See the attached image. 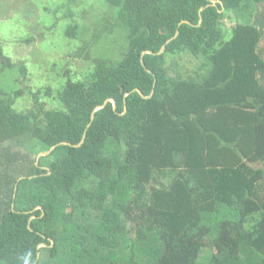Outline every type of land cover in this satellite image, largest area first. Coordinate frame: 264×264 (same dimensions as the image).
<instances>
[{"label":"trees","instance_id":"trees-1","mask_svg":"<svg viewBox=\"0 0 264 264\" xmlns=\"http://www.w3.org/2000/svg\"><path fill=\"white\" fill-rule=\"evenodd\" d=\"M78 1L55 12L82 78L64 69L18 110L7 79L27 68L0 47V264H264V0H101L83 28Z\"/></svg>","mask_w":264,"mask_h":264},{"label":"rangeland","instance_id":"rangeland-1","mask_svg":"<svg viewBox=\"0 0 264 264\" xmlns=\"http://www.w3.org/2000/svg\"><path fill=\"white\" fill-rule=\"evenodd\" d=\"M100 1L82 0L71 3L73 16L81 28L95 24L101 25L98 19L106 7ZM58 2L59 0H0V47L3 55L9 57L14 64L24 63L27 68V78L23 80L20 77L17 85L13 77L7 79L8 85H12V88L23 89L21 97L24 98H19L15 104L18 110H26L31 106L26 88L36 90L45 85L54 88L64 81L60 77L63 76L62 73L58 76V73L63 72L64 69H69L72 80H77L76 78H82L92 65L91 61L71 55V52L80 46L81 40L66 39L64 35L66 28L73 23V20L71 17L64 16L66 10L63 8L55 12ZM48 3L51 6L50 11L44 8L48 7ZM261 8L264 10V5ZM223 23L229 30L236 21L231 14L223 19ZM47 24L53 25L51 30L49 27L44 28ZM43 33L44 35L41 36ZM118 34L115 33L113 38H108L102 44L107 52L120 42ZM31 36L33 38L29 39ZM261 46L264 49V39ZM102 50L98 47L97 53L101 54ZM5 61L6 59L0 54V66ZM178 62L179 70L190 69L194 64L190 57L178 58ZM12 75L13 72H8L2 77L6 79ZM0 82L4 83L5 80ZM43 101L46 108L59 107L48 97H44Z\"/></svg>","mask_w":264,"mask_h":264},{"label":"water","instance_id":"water-1","mask_svg":"<svg viewBox=\"0 0 264 264\" xmlns=\"http://www.w3.org/2000/svg\"><path fill=\"white\" fill-rule=\"evenodd\" d=\"M208 1H209V3H208L206 6L214 5V4L217 2V0H208ZM203 8H204V7H201V8L199 9V23H201V21H202V16H201L200 11H201ZM182 22H185V21H181L179 24H181ZM186 22H187V21H186ZM198 25H199V24H198ZM177 34H178V31H176L175 35H174L172 38L168 39L167 42H169L171 39H173ZM164 49H165V45H162V47H161V49L158 51V53H161ZM145 52H147V53H152V51H150V50H146ZM143 53H144V52H143ZM141 62H142V58H141ZM142 63H143V62H142ZM137 91L140 93V95H141L143 98H148V97H150V96L152 95V93H153V91H151V93H150L149 95L145 96V95H143V94L141 93L140 90H137ZM127 94H128V93H125L124 96H127ZM109 101L112 103L113 108H114V109L116 108V104H115V100H114V99H112V98H110V99H106L102 104L97 105V106L92 110L91 118H90L91 121H92L93 118H94L95 111H97L98 109L104 107ZM125 111H126V107H124V111H123V113H124ZM91 121H90V122H91ZM90 122L88 123V126H90ZM84 138H85V132H84V134H83V136H82L80 142L77 143V144H73V145H74V146H79V145H81V144L83 143V141H84ZM58 144H68V145H72L71 143H68V142H60V143H58ZM54 147H55V145H53V146H52L49 150H47V151H44V152H40V153H38L37 158H36V163H38V159L40 158V156H46V155H48V154L54 149ZM12 205H13V204H12ZM41 245H44V244H41Z\"/></svg>","mask_w":264,"mask_h":264},{"label":"crops","instance_id":"crops-1","mask_svg":"<svg viewBox=\"0 0 264 264\" xmlns=\"http://www.w3.org/2000/svg\"><path fill=\"white\" fill-rule=\"evenodd\" d=\"M264 39V38H263ZM260 46H261V44H260ZM262 47V46H261Z\"/></svg>","mask_w":264,"mask_h":264}]
</instances>
